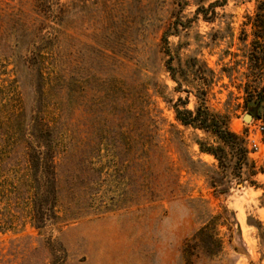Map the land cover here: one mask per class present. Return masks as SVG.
<instances>
[{
    "label": "rangeland",
    "instance_id": "1",
    "mask_svg": "<svg viewBox=\"0 0 264 264\" xmlns=\"http://www.w3.org/2000/svg\"><path fill=\"white\" fill-rule=\"evenodd\" d=\"M260 1L0 0V264H264ZM199 105L224 138L177 118ZM33 121L59 145L44 228Z\"/></svg>",
    "mask_w": 264,
    "mask_h": 264
},
{
    "label": "trees",
    "instance_id": "2",
    "mask_svg": "<svg viewBox=\"0 0 264 264\" xmlns=\"http://www.w3.org/2000/svg\"><path fill=\"white\" fill-rule=\"evenodd\" d=\"M206 14V9L199 6L196 15ZM255 35L253 59L255 62L261 60L258 55L264 41V0H261L256 12ZM163 44L166 46V52L169 55L166 61V69L171 77L181 86L180 78L184 77L183 71L178 72L173 62V56L169 48L167 32L163 36ZM256 65V64H255ZM258 68V65H256ZM182 69V68H181ZM180 74V76H178ZM193 117L191 118V116ZM176 116L184 124H197L204 129H211L221 137H225L224 129L219 125L218 120L212 117L208 108L201 109L199 105L196 114L190 110H182L176 107ZM31 138L28 141L27 153L32 166V181L35 188V200L33 209V221L38 228H44L60 222L59 207V187L57 175V155L59 153L58 139L55 138L54 129L47 123L41 125V121L31 124ZM36 133V134H34ZM33 137V139H32ZM37 138V139H36ZM206 228L203 227L202 231Z\"/></svg>",
    "mask_w": 264,
    "mask_h": 264
}]
</instances>
